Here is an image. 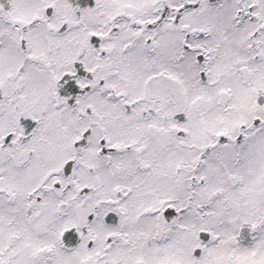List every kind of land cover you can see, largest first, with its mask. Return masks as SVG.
Returning <instances> with one entry per match:
<instances>
[{
  "label": "snow or ice",
  "instance_id": "snow-or-ice-1",
  "mask_svg": "<svg viewBox=\"0 0 264 264\" xmlns=\"http://www.w3.org/2000/svg\"><path fill=\"white\" fill-rule=\"evenodd\" d=\"M0 264H264V0H0Z\"/></svg>",
  "mask_w": 264,
  "mask_h": 264
}]
</instances>
